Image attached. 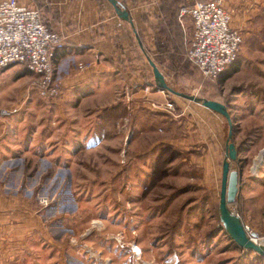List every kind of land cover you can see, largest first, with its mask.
I'll use <instances>...</instances> for the list:
<instances>
[{
    "label": "rangeland",
    "instance_id": "obj_1",
    "mask_svg": "<svg viewBox=\"0 0 264 264\" xmlns=\"http://www.w3.org/2000/svg\"><path fill=\"white\" fill-rule=\"evenodd\" d=\"M236 4L234 9L226 8L243 43L234 64L216 80L203 79L186 60L193 34L189 18H183L181 26L175 17L174 32L163 36L154 32L153 44L148 31L151 40L148 55L163 69L169 86L176 91L227 107L238 151L237 163L231 168L239 172V192L230 205V212L238 219L247 238L251 240V234H255L254 242L264 246V0L258 3L239 0ZM234 69L237 71L232 74ZM4 73H7L4 78L7 82L0 87V108L12 111L11 116L20 123L19 131L31 135V145L42 137L43 140L49 137L50 147L57 150L56 140L65 134L62 129L66 122L60 114L43 110V106L57 99L40 98L31 85L35 76L21 65L7 68L0 78ZM141 75L145 77V71ZM226 75L230 77L221 80ZM147 78L141 85L149 94L155 91L145 87ZM165 96L168 101L169 98L179 100L172 95ZM150 103L156 111L154 106L158 105L154 101ZM176 106L191 110L180 103ZM189 112L203 118L208 135L222 142L223 117L214 112L209 120L199 112ZM169 113L168 117L173 119L171 114L178 115L180 111L174 106ZM123 115L113 131L104 129L100 133L114 144L99 147L104 151L93 154L96 160H69L66 163L71 168L69 173H55L47 180L50 194L62 195L69 201L74 197L78 203V215L72 223L76 233L75 236L68 234L67 243L81 261H70V264H264L263 257L240 248L222 227L220 188L216 186L210 192L202 185L203 170L199 163H192L190 155L179 146L167 143L154 145L153 150L142 155L127 151L130 141L133 145L144 137L142 140L147 141L138 142L137 147L150 148L155 139L167 135L161 124H154L147 136H141L145 131L141 123L148 114L140 113V123L135 125V112ZM184 119L180 118L182 126ZM81 130L77 131L79 136ZM179 132L184 137L183 131ZM221 153L219 169L224 160ZM38 165L41 169L48 166L41 162ZM41 200L48 205L47 198L39 197L40 204ZM65 210L74 211L73 208ZM136 247L141 250L140 255L135 253Z\"/></svg>",
    "mask_w": 264,
    "mask_h": 264
},
{
    "label": "crops",
    "instance_id": "obj_2",
    "mask_svg": "<svg viewBox=\"0 0 264 264\" xmlns=\"http://www.w3.org/2000/svg\"><path fill=\"white\" fill-rule=\"evenodd\" d=\"M17 1L40 10L48 29L64 39L63 50L52 60L54 75L61 86V97L43 106V110L60 114L66 123L62 129L65 134L56 140L59 146L54 150L50 147L49 137L46 140L42 137L37 144L31 145V135L19 131L20 123L15 117L0 121V264H70V261H81L67 243L68 234L75 236L76 233L72 223L78 215V203L74 197L69 201L62 195L50 194L47 180L55 173L70 172L71 168L66 167L69 160H96L94 153H103L104 146L114 144L108 137L103 138L107 135L100 133L104 129L113 131L116 121L128 111L136 114L134 125L140 123V113L148 114L141 123L145 128L141 136H147L154 124H161L167 136L155 139L150 148L144 145L138 148V142L147 141L142 140L144 137L138 138L134 141L137 143H128L127 151L142 155L161 143L179 146L190 155L192 163L198 162L202 168V185L210 192L216 186L220 188L219 160L220 152L224 156L225 122L224 138L222 142H216L208 135L203 118H196L189 111L199 112L209 120L214 117V112L169 98L180 114H171L173 119L168 117L170 113L164 110L168 98L151 85L153 80L135 35L137 32L145 53L150 54L154 32L162 35L176 30V25H170L168 19L172 8H185L192 0H116L130 15L134 27L118 18L107 0ZM225 2V6L234 9L239 0ZM157 67L166 78L163 69ZM143 71L149 78L145 87L155 92L148 94L143 90ZM6 74L0 78V87L7 82L4 79ZM152 101L158 105L154 106L156 111L151 109ZM178 103L191 110H181V106H176ZM181 117L185 118L183 126L180 125ZM79 129H82L80 136ZM176 131L175 137L173 133ZM179 131H183L184 137H180ZM39 162L48 166L41 169ZM61 165L64 168H60ZM39 197L47 198L48 205L40 204ZM68 208L74 211L65 210Z\"/></svg>",
    "mask_w": 264,
    "mask_h": 264
},
{
    "label": "built area",
    "instance_id": "obj_3",
    "mask_svg": "<svg viewBox=\"0 0 264 264\" xmlns=\"http://www.w3.org/2000/svg\"><path fill=\"white\" fill-rule=\"evenodd\" d=\"M183 18H189L193 26L187 61L203 79L216 80L235 62L243 43L240 31L231 24L225 0L195 1L180 10V24ZM63 48L64 39L48 29L40 10L17 0H0V75L13 65H21L36 77L32 85L40 98L58 99L61 86L52 60ZM173 109L174 103L167 101L164 110ZM11 115V110L0 108V121ZM41 204L47 205L45 201Z\"/></svg>",
    "mask_w": 264,
    "mask_h": 264
},
{
    "label": "water",
    "instance_id": "obj_4",
    "mask_svg": "<svg viewBox=\"0 0 264 264\" xmlns=\"http://www.w3.org/2000/svg\"><path fill=\"white\" fill-rule=\"evenodd\" d=\"M113 7L115 14L118 18L123 19L127 21L132 27H134V24L130 18V15L128 12L118 4L116 0H107ZM137 43L143 53V61L148 67V70L150 72V75L152 77L153 85L156 90L163 92L167 95H172L177 97L179 100L184 102L185 104H190L191 106H200L202 108H205L207 110H210L212 112L218 113L221 117H223L225 122V144H224V160L221 165V183H220V197L223 194V191L221 189L222 182L224 181L227 173H230V179H231V186H232V194L229 200L230 204H233L236 196L239 192L238 187V176L239 172L235 169H232V165L237 163V157H238V151L234 143V137H233V123L231 116L228 112L227 107L224 104L218 103V102H208V101H201L197 98H194L188 94L176 91L173 89V87H170L160 79L158 76L157 70L155 68L154 62L148 57V55L145 53L143 48V41L141 37L135 32ZM231 215L229 210L221 211L219 210V218L222 224V227L225 229L227 234L230 236V238L236 243L240 248L245 249L247 251L254 252L258 254L259 256L264 258V246H259L253 242H251L246 234L244 233L243 228L240 226L238 219L231 215V219H233L236 223L235 231L232 230V228L229 227L227 222V217ZM253 238L256 237L255 234H251Z\"/></svg>",
    "mask_w": 264,
    "mask_h": 264
},
{
    "label": "bare ground",
    "instance_id": "obj_5",
    "mask_svg": "<svg viewBox=\"0 0 264 264\" xmlns=\"http://www.w3.org/2000/svg\"><path fill=\"white\" fill-rule=\"evenodd\" d=\"M154 65H155V68L157 70V73H158V76L160 77V79L164 82V84H166V85L169 86V84H168V82H167L164 74L159 70V68L157 67V65L155 63H154ZM190 96H192L194 98H197V99H199L201 101L216 102V101H211V100L203 99V98L197 97L195 95H190ZM221 189L223 191V194L220 197L219 210L225 211L227 209V210L230 211V208H229V206H230L229 200H230V197H231V194H232V186H231L230 173H227L224 181L222 182ZM227 222H228L229 227L232 228L233 231H235V228L234 227H236V223H235V221L233 219H231V215L229 217H227ZM250 239H251L250 240L251 242H254V240H255L252 237ZM254 243L257 244V242H254ZM135 253H137V254L140 255L141 254V250L138 247H136L135 248Z\"/></svg>",
    "mask_w": 264,
    "mask_h": 264
},
{
    "label": "trees",
    "instance_id": "obj_6",
    "mask_svg": "<svg viewBox=\"0 0 264 264\" xmlns=\"http://www.w3.org/2000/svg\"><path fill=\"white\" fill-rule=\"evenodd\" d=\"M195 1H199V0H192V2H191V4L189 5V6H187V7H185V8H189V7H191L192 6V4L195 2ZM202 1H206V0H202ZM182 7H184V6H182ZM182 7H180V6H177L176 8H172V14H169L168 15V19L170 20V25H172L173 23H174V18L176 17V15L178 16V12L182 9ZM44 18V17H43ZM44 22H45V20H44ZM45 25H46V22H45ZM47 26V25H46ZM48 27V26H47ZM188 49H189V47H188ZM188 49H187V51H188ZM186 54H187V52H186ZM187 60V59H186ZM188 62V61H187ZM188 64L190 65V66H192L189 62H188ZM234 63H232V65H233ZM195 70H196V68L194 67V66H192ZM197 71V70H196ZM237 71V69H234V72H232V74L233 73H235ZM198 72V71H197ZM221 75V74H220ZM220 75L218 76V78L220 77ZM227 76V77H226ZM226 76H222V78H221V80H225V79H228L229 77H230V75H226ZM211 81V80H210ZM59 99V98H58ZM57 99V100H58ZM231 205V204H230ZM229 208H230V206H229ZM247 251V250H246ZM249 252H251V251H249ZM254 253V252H253Z\"/></svg>",
    "mask_w": 264,
    "mask_h": 264
}]
</instances>
